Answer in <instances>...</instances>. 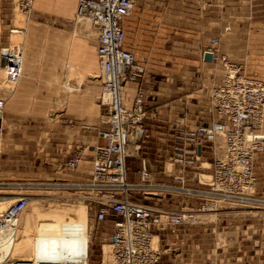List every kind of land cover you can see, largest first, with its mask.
Masks as SVG:
<instances>
[{"label":"built area","instance_id":"built-area-1","mask_svg":"<svg viewBox=\"0 0 264 264\" xmlns=\"http://www.w3.org/2000/svg\"><path fill=\"white\" fill-rule=\"evenodd\" d=\"M33 1L19 0V6L29 12ZM134 6L135 0H79L74 17L67 19L72 25L88 22L98 42L102 81L98 100L105 108L106 129L102 131L105 140L93 148L89 178L42 185L77 193L88 210L95 213L97 222L113 216L110 219L113 225L111 264H159L162 249L154 241L156 229L194 222L191 217L217 210L223 201L241 205L262 201L257 196L258 180L254 169L264 152V79L247 75L244 64L221 53L219 37H212L204 52L213 53V61L222 64L225 77L209 92L210 115L193 125L185 121L172 125L166 137L168 146H159L164 148L165 157L160 160L163 166L154 170L142 150L145 142L153 141L155 133L147 122L146 92L139 87L131 108L123 99L124 85L139 82L145 73L144 65L134 52L125 47L124 20ZM3 55H6L9 81H18L23 65L19 48L9 45ZM5 104V97H0V135L6 129ZM135 146L138 181L132 183L128 159ZM85 155L82 150L74 152L61 169L75 171ZM167 163L174 169L168 170ZM204 174L210 178L206 179ZM10 185L23 189L35 184L16 182ZM137 192L187 195L196 200L197 210L185 213L171 206L155 205L146 201L145 195L135 197ZM29 201L30 195H18L0 225L6 227L10 219L22 213ZM82 245L87 249V242L80 243L78 249H82ZM74 258L77 264H87L89 252ZM70 261L36 256L18 258L8 254L0 264H71ZM205 264L220 263L211 259Z\"/></svg>","mask_w":264,"mask_h":264},{"label":"crops","instance_id":"crops-1","mask_svg":"<svg viewBox=\"0 0 264 264\" xmlns=\"http://www.w3.org/2000/svg\"><path fill=\"white\" fill-rule=\"evenodd\" d=\"M41 1L34 0L32 10L35 5H38L37 8H41L40 12L53 14L58 19H68L74 17L79 0ZM241 2V0H135L131 14L124 20L125 47L134 52L127 44V32L130 26L129 19L135 11L134 53L137 60L144 65L145 73L139 82H128L124 85L123 99L127 107L131 108L139 87L145 90L147 116L149 117L147 121L158 135L157 142H151L154 145L166 141L165 132L168 131L169 125L167 119H173L179 115L177 90L181 83H187L190 80L199 83L214 81L221 83L224 80L225 73L223 71L221 74H216L214 78L212 77L213 68L211 63L204 59L203 47H208L211 44L209 37L221 36L226 44L225 49L230 50L227 39L236 34V5ZM197 5L200 10H197ZM68 24L72 26L71 23ZM230 24L233 28L230 32L231 35L226 33ZM36 32L35 34L33 30L28 31L25 49H23L24 72H22V78H19L20 81H17L19 83H17L16 89L8 93L5 104V125L7 123V129L11 132L10 139L14 142V146H23L28 150L37 146L22 144L19 136L12 135V133H32L33 135L29 137H34V134L36 136L38 132L52 133V136L41 140L39 149L44 147V152L37 151V155L32 158L39 159L38 162L42 164L55 165L64 162L74 150L75 145L77 146L76 139L71 133L74 128L65 125L64 121L73 120L76 115H85L88 118L101 116L102 118L105 114V108L99 102L95 103V96L97 92L100 93L102 81L98 79L99 88L96 82H92L86 68L87 60L94 56L97 58L96 67L101 72L97 57L98 42L95 39L93 45L86 39L89 30L82 25H77L72 30L51 28L39 29ZM197 37H199L198 40ZM201 44L203 50L201 49L200 52ZM187 46H196L197 48L189 52ZM232 51L231 49L229 52L232 56L230 59L244 63L245 73L254 76L255 74L248 68L250 62L257 65L254 63L256 58L252 56V53L249 52L246 57L244 52L243 57L238 59ZM64 62L75 65L78 70L84 73V79L89 77L85 81L82 80V93L69 90L74 87L78 88L75 81L78 79L67 77ZM259 65L262 66V64ZM196 71L200 73L195 74ZM4 75L7 76V68L4 69ZM56 106L63 112L55 114L54 122L49 124L46 117L50 116L53 110L55 112ZM206 113L204 107L197 110V116L202 118L200 121L206 120ZM92 125L86 127L90 134L82 135L83 141L92 147L91 154L85 155L88 158L80 167L75 171H57L54 166H48L43 168L41 173H37L41 182H75L90 177V158L93 147L104 142L102 131L106 129L103 118L96 125ZM131 152L128 159L129 180L135 183V148L131 149ZM24 154L28 155L26 157L29 159L31 158L29 152ZM262 155L264 156V152L260 157ZM16 157V153L10 157L12 164L22 161ZM259 172L258 166L255 167L254 174L258 180L257 189H261V185L264 186V183H261ZM30 177L26 175L24 179ZM16 197L11 195L10 202L12 203ZM212 221H214L212 224H204L206 222L200 223V221L185 222L176 227L165 226L156 229L155 235L158 236L156 244L162 249L159 264H205L211 259L220 264L264 263L262 260L264 259V230L257 226L253 227L252 223L248 224L249 227H253L250 230L240 223L231 228L229 226L230 219H227L226 224H219L217 219ZM213 227H217L214 232L212 231ZM257 230L258 235L254 234V231ZM242 231L245 235H240ZM258 237L261 242L259 246H255L254 250L249 249V245L247 248H243L250 239L253 238L256 241ZM242 243L244 245L241 246ZM43 250L52 256L55 254L47 249ZM24 257L26 256L18 258ZM63 259L68 260V258Z\"/></svg>","mask_w":264,"mask_h":264},{"label":"rangeland","instance_id":"rangeland-1","mask_svg":"<svg viewBox=\"0 0 264 264\" xmlns=\"http://www.w3.org/2000/svg\"><path fill=\"white\" fill-rule=\"evenodd\" d=\"M40 1L41 0H39V2ZM241 1L242 2L240 4L236 5V34L234 37L231 36V38H229L230 40L227 39L229 41L228 47L230 50L232 49L234 51H232V53L236 54L238 59H241V57H243V54L245 53L246 57L249 52L252 53V56L256 58V62L254 63H256L257 65L251 64L252 62H250V64H248L249 71L264 79V0ZM41 3L42 1L40 2V5ZM37 6L38 5H35L34 9H31L32 12L30 10L31 13L28 12L25 14L19 6V0H0V62L2 57L1 54L7 51V46L12 45L18 48V46L20 45V47H22L19 51L22 54L24 63L23 49H25L24 46L29 30H33L36 34V31L39 29L53 28L72 30L76 28V25L70 26L68 24L69 22L67 23V18L58 19L53 14L40 12L41 8H37ZM197 10H200L199 5H197ZM129 24L130 26L127 32V44L135 52V11L129 19ZM80 25L85 26L84 23ZM12 28H21L22 30H26V33L19 34L13 31L11 32ZM87 28L89 30V35L86 37V39L94 45V33L89 27ZM228 28L229 30L226 31V33L230 34V32L233 30L232 25H228ZM218 37L220 39V51H225L223 54H226L229 58L232 57L229 53L230 50L225 49L226 44L224 43L223 37ZM192 38L194 39V37ZM210 38L212 37H209V39ZM196 39L198 40L199 37H197ZM202 46L203 45L201 44L200 52L201 49L203 50V48L204 50L207 49V47L202 48ZM187 48L189 52H191L197 47L187 46ZM209 62L211 63V67L213 68V78L216 74L222 73L223 66L220 62ZM259 64H262V66H260ZM64 66L66 68L67 77L78 79V81L75 79L76 86H78V88L74 87V89L69 90H76L77 92L80 91L82 93V80L85 77L84 73L78 70L75 65L68 62H66ZM96 66V57H90V60H87L86 62L87 71H89L90 73L88 75L91 76L92 82H96L99 86L100 82L98 81V79L101 80V78L98 77V75L100 76L101 72ZM22 72H24V64ZM3 73L4 72H2V68L0 67V97H5L7 101L9 91L13 92L17 87V83L19 82L16 81V83L14 84L13 81H9L6 75L3 76ZM197 73L199 74L200 72L196 71L195 74ZM21 78L22 76L20 77V79ZM20 79L18 81H20ZM87 79H89V77L84 79V81ZM192 79L195 80L194 78ZM217 84H219V82L214 81L212 83H199L198 81L195 82L192 80L188 81L187 83H181L177 90V100L179 101L178 106L180 107L178 109L179 115H177L173 119H167V123H169V125L167 127L168 131L165 132V136L169 135L170 127H172V125L176 124V122L178 121H185L192 125L196 122H199L202 119L201 117L197 116V110H199L200 107H204L205 111H207L206 115L209 116V92L211 88ZM98 95L99 93L97 92L95 96L96 104H98L99 102ZM204 99H206L205 102ZM57 107L58 106L55 107V112L53 110L51 115L46 117L47 123L52 124L55 119V114H57L58 112H63L60 111L61 108L57 109ZM102 118L104 120L106 119L104 115ZM102 118L101 116L97 118H88L85 115H76L75 119L64 121L65 125H70L71 128H74L71 133L72 135H74V139H76L77 142V146L75 145L74 150L66 160H68L74 152L79 150H82L86 155L91 154L90 150L92 149V147H90V144H87L85 141H83L82 135L90 134L89 131H87L86 127L93 126L92 124L96 125L98 121L102 120ZM148 118L149 117L147 116V120ZM10 134L11 132L8 131L6 123V129L4 133L0 135V195L18 196L23 193L30 195V202L22 216L17 218L16 221H11V224H13V226L15 227L16 223H19V221L21 220L19 229H13V232H11V234H14H10L11 240H15L14 251H16V254L14 257L31 256L37 250L36 248H38L52 251L55 253L54 256L56 257L74 260L76 259L74 258V256H78L77 253L79 252V250H82L84 248V245H82V249H78L79 244L87 242L88 246L84 253L89 252L88 264H111L110 259L112 254V245L110 236L112 233L113 225L110 219L113 216H110L109 220L97 222V220L95 219V213L88 209H84V201L81 198L77 197V193H74V191L67 189L59 190L46 188L42 185V180L37 177V173H41L43 168H47L48 166H54L57 171H63L61 169V165L66 160L60 164L52 165L42 164L41 162L39 163V159L32 158L33 156L37 155V151L39 153H41L42 151L44 152V147L39 149L41 140L50 135L52 136V133L38 132L36 133V136L34 134V137H29L33 134L27 132L12 133V135L14 134L16 136H19L22 144H33L37 146L30 148L29 150L24 149L23 146L15 147L14 142L10 139ZM157 136V133H154V143H156L158 140V138H156ZM168 141L169 140H167L166 138V141H163L161 142V144L156 145L151 143V141H147L142 146L143 153L148 159H150L151 166L154 170H159L163 166V163L160 160L165 157L163 151L164 148L168 146ZM162 145L164 146V148L159 147ZM26 152L30 153V159L26 157L28 155L24 154ZM15 153L17 154L16 159H22V161H18L17 163L12 164V162H10V157ZM87 158L88 156L85 157L84 161ZM257 166L258 170L260 171L259 173L261 176V183H264L263 155L259 158ZM138 168L139 164L137 163V166L135 165V181H138ZM26 175L31 177L24 179ZM16 182H27L29 184L35 185H29L27 188L23 189L16 188L10 185ZM261 186V189H257V196L262 200L259 204H219L220 207L217 210H214L212 212L200 213L198 219L195 222L200 221V223L206 222L204 224H212V222H214L212 220L217 219L219 221V224H226L227 219H230L229 226L231 228H234L237 223H240V225L248 230H250L254 226H257V228L264 230V186ZM144 195L145 194L138 192L135 193V197H144ZM145 197V200L151 202L152 204L162 206L168 205L173 209H180L181 205H185L187 201L189 202V199L187 197L185 198L181 195L147 194L145 195ZM190 200L196 204V200H194V198H190ZM0 212L2 213L3 210H0ZM250 223H252L253 227L248 226V224ZM217 226L219 228L218 224ZM215 229H217V227H213L212 231L214 232ZM3 232H5V229ZM6 232H8V230ZM254 234L258 235V230L254 231ZM240 235H245V233L242 231L240 232ZM155 237H157L158 239L157 235H154V238ZM254 240L255 239L253 238L250 239L243 248H247V246L249 245V249L254 250L255 246H259L261 242L259 240V237L258 240ZM76 245L77 249L75 248ZM242 245L244 244L242 243L241 246Z\"/></svg>","mask_w":264,"mask_h":264},{"label":"bare ground","instance_id":"bare-ground-1","mask_svg":"<svg viewBox=\"0 0 264 264\" xmlns=\"http://www.w3.org/2000/svg\"><path fill=\"white\" fill-rule=\"evenodd\" d=\"M30 12V11H29ZM23 13H28L27 12V10H23ZM85 24V28L86 29H88L87 27H89L90 28V26H89V24H88V22H86V21H83L82 23H80V24ZM80 24H76V26L77 25H80ZM91 29V28H90ZM92 30V29H91ZM26 30H22L21 28L20 29H18V28H15L14 30H13V32H15V33H19V34H25L26 32H25ZM22 47V46H21ZM21 47H20V45L18 46V48H20L19 50H21ZM22 52V51H21ZM211 52V51H210ZM212 53V52H211ZM6 56V55H5ZM97 59V58H96ZM207 61V60H206ZM213 61V60H212ZM214 62V61H213ZM24 64V63H23ZM1 68H2V72H4V69H6L7 67H6V65L5 66H0ZM22 71H23V65H22ZM223 72L225 73V71H224V68H223ZM1 77V76H0ZM98 77H100L99 75H98ZM123 98H124V96H123ZM124 102H125V100H124ZM126 103V102H125ZM127 105V104H126ZM135 148H136V146H135ZM131 151V150H130ZM135 155H137L138 154V151L135 149ZM131 154H132V152H130V156H131ZM262 154V153H261ZM260 154V155H261ZM205 164H207V166L209 165V163H205ZM167 169L168 170H173L174 169V167L170 164V163H168L167 164ZM206 179H209L210 178V175H206V174H204L203 175ZM206 176H208V177H206ZM11 196V195H10ZM10 196H1L0 195V210H2V209H4L3 210V212L0 214V221H2V222H4L5 221V219H6V217H5V215H6V210L9 208V206L12 204L11 202H10ZM181 196H184L185 198L187 197L188 199H189V202L187 201V203L185 204V205H181V207H180V209H182V210H185V213H187L186 211H188V210H197V205L193 202V201H191L190 200V198L187 196V195H181ZM36 199V198H35ZM30 202V201H29ZM29 202H28V204H29ZM226 203H232V202H225V201H223V202H220V204L222 205V204H226ZM28 204H27V206H28ZM156 205V204H155ZM27 206L25 207V209L22 211V213L19 215V216H17L16 218H14V219H10L7 223H6V227H4V225H0V230H2V232H0V262H2V261H4L5 259H6V257L8 256V254L9 255H11V256H15V252H13V250H14V247H15V240H11V237H10V234H11V232H13V229H16V228H18L19 229V227H20V222H21V220L19 221V223H16V225H15V227L13 226V224H11V221H16L17 220V218H19V217H21L22 216V214L24 213V211L26 210V208H27ZM164 206H168V205H164ZM83 207H84V209L86 210V209H88V207H87V204L84 202L83 203ZM204 212H212V210H208V211H204ZM198 216H199V214H196V215H194V217H191L193 220H197L198 219ZM194 221V222H195ZM1 224V223H0ZM4 229H5V232H3L4 231ZM18 229H17V231H18ZM8 230V232H6ZM17 238V237H16ZM155 240L154 241H157V239H156V237L154 238ZM111 240V239H110ZM155 243H157V242H155ZM112 245V244H111ZM37 250L31 255V256H26V257H24V258H29V257H38V258H44V259H63V258H61V257H55V256H52L50 253H48V252H46L45 250H43V249H38V248H36ZM84 251H86L84 248L81 250V252L78 254V256H81L82 254H84ZM12 252V253H11ZM70 263L71 264H77L78 262H77V258L76 259H74V260H71L70 261ZM87 264H88V260H87Z\"/></svg>","mask_w":264,"mask_h":264},{"label":"water","instance_id":"water-1","mask_svg":"<svg viewBox=\"0 0 264 264\" xmlns=\"http://www.w3.org/2000/svg\"><path fill=\"white\" fill-rule=\"evenodd\" d=\"M204 59L207 60V61H212L213 60V53H211L210 51H205ZM0 65L1 66H5L6 65V57L5 56L1 57Z\"/></svg>","mask_w":264,"mask_h":264}]
</instances>
